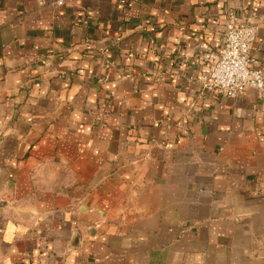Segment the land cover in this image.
<instances>
[{
    "label": "crops",
    "instance_id": "0c3cea01",
    "mask_svg": "<svg viewBox=\"0 0 264 264\" xmlns=\"http://www.w3.org/2000/svg\"><path fill=\"white\" fill-rule=\"evenodd\" d=\"M56 1L0 0V264H264V100L195 56L252 0Z\"/></svg>",
    "mask_w": 264,
    "mask_h": 264
},
{
    "label": "built area",
    "instance_id": "2783aa9c",
    "mask_svg": "<svg viewBox=\"0 0 264 264\" xmlns=\"http://www.w3.org/2000/svg\"><path fill=\"white\" fill-rule=\"evenodd\" d=\"M256 2L252 0L250 12L242 18L232 9L225 11L222 40L218 46L205 42L196 44L195 56L204 69L200 81L207 90L236 97L250 87L264 100V64L253 67L249 52L257 31ZM55 3L61 4L62 0Z\"/></svg>",
    "mask_w": 264,
    "mask_h": 264
}]
</instances>
